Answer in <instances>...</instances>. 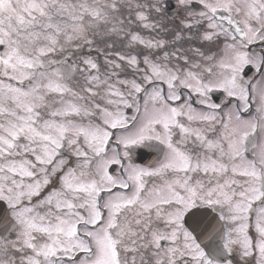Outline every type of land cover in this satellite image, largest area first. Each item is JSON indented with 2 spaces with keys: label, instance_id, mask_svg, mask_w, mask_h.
<instances>
[{
  "label": "snow or ice",
  "instance_id": "obj_1",
  "mask_svg": "<svg viewBox=\"0 0 264 264\" xmlns=\"http://www.w3.org/2000/svg\"><path fill=\"white\" fill-rule=\"evenodd\" d=\"M171 7L0 0V264H264V0Z\"/></svg>",
  "mask_w": 264,
  "mask_h": 264
},
{
  "label": "rangeland",
  "instance_id": "obj_2",
  "mask_svg": "<svg viewBox=\"0 0 264 264\" xmlns=\"http://www.w3.org/2000/svg\"><path fill=\"white\" fill-rule=\"evenodd\" d=\"M141 34L143 36H145L146 38H149V37L153 36L151 33L148 32V30H141ZM113 39L116 40V48L117 49H120L121 48V44H120L119 38L113 37ZM108 42L111 43V40H109ZM125 43H127V41H125ZM99 47L103 49L105 47V45L104 44H101V45H99ZM139 48L140 47H138L137 49H139ZM125 50H127V49H125ZM99 53H100V56H101L100 58L102 59L101 60V63H103V65H105V56H104L103 52H99ZM105 71H108V69L107 68L106 69H103V72H105ZM121 78L123 79V78H125V76L122 74L121 75ZM128 78H131V77H128Z\"/></svg>",
  "mask_w": 264,
  "mask_h": 264
},
{
  "label": "water",
  "instance_id": "obj_3",
  "mask_svg": "<svg viewBox=\"0 0 264 264\" xmlns=\"http://www.w3.org/2000/svg\"><path fill=\"white\" fill-rule=\"evenodd\" d=\"M169 4L172 6L171 9H170V14L174 15L175 14V6H174V3L172 0H169ZM254 72V70H253ZM249 75H252V72L249 73ZM220 96L219 93L215 94L214 95V99H218ZM155 159V154H153L152 156L148 157V156H145L144 158H142L141 160H138L140 162H143V163H151L153 160Z\"/></svg>",
  "mask_w": 264,
  "mask_h": 264
},
{
  "label": "trees",
  "instance_id": "obj_4",
  "mask_svg": "<svg viewBox=\"0 0 264 264\" xmlns=\"http://www.w3.org/2000/svg\"><path fill=\"white\" fill-rule=\"evenodd\" d=\"M186 47V45H185ZM222 47H223V38L221 39L220 42H218L217 45H213L212 46V53H216L218 56L221 54L222 52Z\"/></svg>",
  "mask_w": 264,
  "mask_h": 264
},
{
  "label": "flooded vegetation",
  "instance_id": "obj_5",
  "mask_svg": "<svg viewBox=\"0 0 264 264\" xmlns=\"http://www.w3.org/2000/svg\"><path fill=\"white\" fill-rule=\"evenodd\" d=\"M153 36H154V33H153ZM211 54V53H210ZM148 165V164H147Z\"/></svg>",
  "mask_w": 264,
  "mask_h": 264
}]
</instances>
